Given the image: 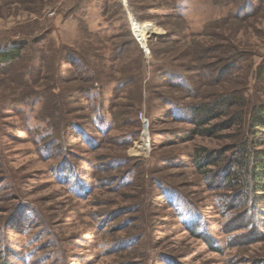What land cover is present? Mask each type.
Listing matches in <instances>:
<instances>
[{"label": "rangeland", "instance_id": "obj_1", "mask_svg": "<svg viewBox=\"0 0 264 264\" xmlns=\"http://www.w3.org/2000/svg\"><path fill=\"white\" fill-rule=\"evenodd\" d=\"M218 1L0 0V46H25L0 66V264H264L235 167L264 0ZM221 96L213 124L241 123L194 135L186 107Z\"/></svg>", "mask_w": 264, "mask_h": 264}, {"label": "trees", "instance_id": "obj_2", "mask_svg": "<svg viewBox=\"0 0 264 264\" xmlns=\"http://www.w3.org/2000/svg\"><path fill=\"white\" fill-rule=\"evenodd\" d=\"M210 1L216 8H219L218 0ZM24 49V44L20 43H9L0 46V66L20 60ZM262 71L263 70H260V75ZM86 90H88V88H86ZM235 106L236 104H234L233 99L230 97H216L210 102H200L190 108L186 107L187 111L190 109L189 118L183 116V118L181 117L180 119L185 118V121L195 127L193 131L194 135L211 137L214 135L218 126L230 129L239 122L241 123L239 120L240 115H237L233 120H227L225 123L221 124H213L226 116ZM241 116H243V113H241ZM234 120L237 121V123L235 122L236 124L233 122ZM247 127L249 138L246 139L242 143V147H240V156L237 158L235 167L241 169L238 178L244 189L243 201L249 203L252 201L262 202L264 201V103L258 104L252 109ZM47 149L51 150V147ZM216 162L217 157L206 152L200 156L198 168L212 166ZM68 169L72 170L71 167ZM231 169L232 167H229L226 173L228 178L232 177L231 181H233Z\"/></svg>", "mask_w": 264, "mask_h": 264}, {"label": "water", "instance_id": "obj_3", "mask_svg": "<svg viewBox=\"0 0 264 264\" xmlns=\"http://www.w3.org/2000/svg\"><path fill=\"white\" fill-rule=\"evenodd\" d=\"M143 47V49H144V51L148 54V47L147 46H142Z\"/></svg>", "mask_w": 264, "mask_h": 264}, {"label": "bare ground", "instance_id": "obj_4", "mask_svg": "<svg viewBox=\"0 0 264 264\" xmlns=\"http://www.w3.org/2000/svg\"><path fill=\"white\" fill-rule=\"evenodd\" d=\"M144 140H145V143H146V145H147V142H146V141H147V137H145V139H144Z\"/></svg>", "mask_w": 264, "mask_h": 264}]
</instances>
